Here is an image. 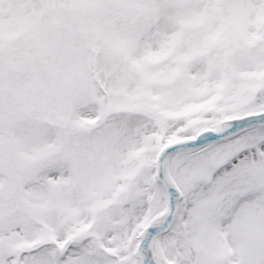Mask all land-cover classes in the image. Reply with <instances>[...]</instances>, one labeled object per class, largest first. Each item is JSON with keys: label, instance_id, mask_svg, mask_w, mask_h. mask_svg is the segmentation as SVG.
Returning a JSON list of instances; mask_svg holds the SVG:
<instances>
[{"label": "snow or ice", "instance_id": "snow-or-ice-1", "mask_svg": "<svg viewBox=\"0 0 264 264\" xmlns=\"http://www.w3.org/2000/svg\"><path fill=\"white\" fill-rule=\"evenodd\" d=\"M0 264H264V0H0Z\"/></svg>", "mask_w": 264, "mask_h": 264}]
</instances>
